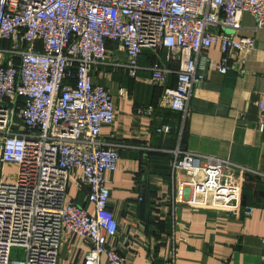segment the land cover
<instances>
[{"label":"built area","instance_id":"obj_1","mask_svg":"<svg viewBox=\"0 0 264 264\" xmlns=\"http://www.w3.org/2000/svg\"><path fill=\"white\" fill-rule=\"evenodd\" d=\"M245 13L264 28V0H0V43H8L0 45V264H57L64 232L88 245L82 264H127L114 244L118 222L108 210L106 178L117 169L121 146L101 139L115 107L109 92L93 84V69L106 64L107 42L125 55L121 67L130 78L142 50H165L177 67L176 86L165 88L172 71L160 61L149 82L184 118L202 79L197 58L204 50L219 42L221 61L204 57V63L221 74L237 54L255 50L253 38L213 31L238 32ZM257 108L263 123L264 94ZM4 168L15 174L4 177ZM171 168L175 180L183 176L175 206L252 214L241 208L240 195L245 175L257 172L179 152ZM74 173L88 190L90 209L68 198Z\"/></svg>","mask_w":264,"mask_h":264},{"label":"crops","instance_id":"obj_2","mask_svg":"<svg viewBox=\"0 0 264 264\" xmlns=\"http://www.w3.org/2000/svg\"><path fill=\"white\" fill-rule=\"evenodd\" d=\"M240 23L236 33L213 31L235 39L253 38L255 50L237 54L225 74L204 63V57L221 61L219 42L204 50L197 58L202 79L193 86L184 118L169 110L163 89L149 82L150 68L160 61L172 71L165 88H175L177 67L166 61L165 50H142L137 75L130 78L121 67L125 55L107 42L106 64L93 69V84L109 92L115 107L114 123L102 128L101 139L121 146L117 169L106 178L108 210L118 222L114 244L127 264H261L264 121L260 122L257 105L264 94V28L256 29L247 13ZM148 107L152 111L144 113ZM164 127L169 133L158 132ZM174 152L226 160L260 174L245 175L241 187V208L251 207L252 214L235 217L175 206V189L183 176L179 172L177 180L173 178ZM87 192L74 173L68 198L90 209ZM88 249L81 239L64 232L57 264H82Z\"/></svg>","mask_w":264,"mask_h":264},{"label":"rangeland","instance_id":"obj_3","mask_svg":"<svg viewBox=\"0 0 264 264\" xmlns=\"http://www.w3.org/2000/svg\"><path fill=\"white\" fill-rule=\"evenodd\" d=\"M12 174H15V168H7L3 169V176L10 178ZM14 258H18V250H13L12 253Z\"/></svg>","mask_w":264,"mask_h":264},{"label":"trees","instance_id":"obj_4","mask_svg":"<svg viewBox=\"0 0 264 264\" xmlns=\"http://www.w3.org/2000/svg\"><path fill=\"white\" fill-rule=\"evenodd\" d=\"M0 45H1L2 47H7L8 43L2 42V43H0Z\"/></svg>","mask_w":264,"mask_h":264}]
</instances>
